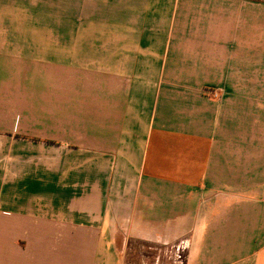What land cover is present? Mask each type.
Wrapping results in <instances>:
<instances>
[{
	"label": "crops",
	"instance_id": "crops-1",
	"mask_svg": "<svg viewBox=\"0 0 264 264\" xmlns=\"http://www.w3.org/2000/svg\"><path fill=\"white\" fill-rule=\"evenodd\" d=\"M259 54L264 0H0V264H264Z\"/></svg>",
	"mask_w": 264,
	"mask_h": 264
},
{
	"label": "rangeland",
	"instance_id": "rangeland-1",
	"mask_svg": "<svg viewBox=\"0 0 264 264\" xmlns=\"http://www.w3.org/2000/svg\"><path fill=\"white\" fill-rule=\"evenodd\" d=\"M255 3L258 4V2ZM257 56L258 57H253L251 63L248 62V59H237L235 73H233L235 77L229 81L230 86L237 90L236 96L224 104L225 107L223 111L225 115H228L229 111L232 113V111L236 110L237 112L240 107V110L246 112L247 117H251L253 125L254 123H258L259 119H261L263 122L262 126L264 127V96L262 95L264 93V56H260V54ZM220 85V87L209 88V90L218 92L219 97L216 99L222 98L221 89L228 85V80H221ZM207 96L213 97L210 94H207ZM261 109L262 113H260ZM238 129L239 128L236 129L237 132L239 131ZM258 130H256V132ZM224 132L226 135L227 129H225ZM257 153H259V150ZM128 244L130 246L127 247L125 251L126 264H151V262H154V256L159 259L162 264H182L185 259L183 245L180 249H175L173 246L155 247L149 246L146 242L138 240H133ZM148 257L152 258L151 262H147Z\"/></svg>",
	"mask_w": 264,
	"mask_h": 264
},
{
	"label": "built area",
	"instance_id": "built-area-1",
	"mask_svg": "<svg viewBox=\"0 0 264 264\" xmlns=\"http://www.w3.org/2000/svg\"><path fill=\"white\" fill-rule=\"evenodd\" d=\"M211 96H213L214 98H217L219 97V94L217 91H215L214 93L210 94Z\"/></svg>",
	"mask_w": 264,
	"mask_h": 264
}]
</instances>
